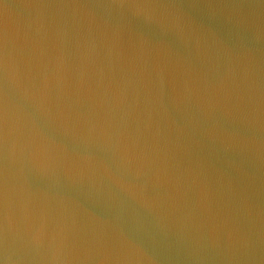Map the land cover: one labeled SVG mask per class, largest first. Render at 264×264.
Wrapping results in <instances>:
<instances>
[{
    "label": "water",
    "instance_id": "water-1",
    "mask_svg": "<svg viewBox=\"0 0 264 264\" xmlns=\"http://www.w3.org/2000/svg\"><path fill=\"white\" fill-rule=\"evenodd\" d=\"M0 264H264V0H0Z\"/></svg>",
    "mask_w": 264,
    "mask_h": 264
}]
</instances>
